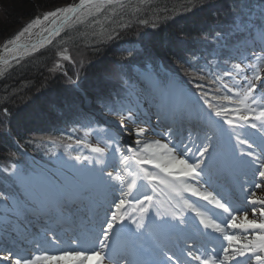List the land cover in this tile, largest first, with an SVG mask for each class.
<instances>
[{
	"label": "trees",
	"instance_id": "1",
	"mask_svg": "<svg viewBox=\"0 0 264 264\" xmlns=\"http://www.w3.org/2000/svg\"><path fill=\"white\" fill-rule=\"evenodd\" d=\"M69 1L3 4L0 38L33 16L36 7ZM99 13L103 21L90 33L80 36L77 29L66 41L60 35L0 72V193L5 196L25 192L12 174L13 164L24 172L34 170L31 159L56 167L54 158L69 154L68 145L84 128L103 127L93 113L117 111L136 70L150 72L169 93L177 86L201 104L207 93L211 103L227 107L228 101L214 99L223 96L220 82L211 81L233 69L236 55L251 54L254 41L264 42V0H126Z\"/></svg>",
	"mask_w": 264,
	"mask_h": 264
},
{
	"label": "snow or ice",
	"instance_id": "2",
	"mask_svg": "<svg viewBox=\"0 0 264 264\" xmlns=\"http://www.w3.org/2000/svg\"><path fill=\"white\" fill-rule=\"evenodd\" d=\"M84 2L85 0H81V5ZM106 2L111 4L114 0H106ZM97 9L99 10L98 6ZM73 11L75 9L71 7L58 9L56 12L45 14L43 19L48 20L49 17H57L58 13L67 14ZM40 23L39 19L33 20L11 43L15 44L24 32ZM260 38L264 40V26ZM14 50L7 49L10 52ZM261 51L264 52V48ZM62 58L69 59L67 55H63ZM257 60H264V57L257 56ZM247 68L252 71L251 76L245 74V68L240 63L233 65L234 72L241 75L246 82L242 87L233 88L223 83L220 76L211 81L213 83L221 81L223 87L232 93V95L216 96L214 99L228 101L236 105L235 107L217 106L209 101L207 93H202L201 99L211 110V114L221 118L232 130L221 152L218 174L225 177L235 171H241L245 175L258 174L262 182L256 183L254 187L260 189L264 185V104L260 103V98L255 92L257 83L264 86V65H248ZM224 75L233 77V72H225ZM109 110L118 116L120 128L130 132L129 122L135 123L132 110ZM125 111L127 115L124 114ZM192 111L195 113V119L203 118L202 111H196L194 108ZM162 115L167 119L165 113ZM157 119L159 121L160 116ZM206 124L203 141L196 148L198 156L194 158L191 157L193 152L191 147L187 145L181 147L170 138L163 141L159 138L147 139L149 130L144 127H137L135 130L137 139L134 148L129 147L125 150L119 146V141L111 137H109L111 143L106 142L104 147L88 145L90 152L96 154L98 158L104 157L109 149L119 154L120 170L113 174V172L105 173L102 169L97 177L105 191L114 193L118 190L119 199L108 201L105 198L100 202L92 198L90 189H82L78 195L81 197L80 203L85 211L79 217V225H76V220L72 219L76 216L75 213L68 211L66 217L71 224L82 229L72 241L74 247L62 250L58 255L44 253L21 255L18 258L5 255L2 259L11 261V264H87L89 261H94L95 264H192V262L229 264L230 261H236L237 257L249 254V261L255 260L256 264H264V198H255L257 193L249 189L251 197L247 199V203L252 205L251 216L254 217L250 219L249 210L234 207L226 193L218 188L209 190L213 186V165L210 162L217 159L213 140L223 139L225 132L212 120L211 115L207 116ZM238 128H250L253 131L250 134L238 133L236 132ZM172 131L173 129L168 127L164 135L171 137ZM233 136L235 143L231 142ZM72 158L76 161L93 162L90 156L76 155ZM99 162L100 159H97L96 163ZM148 166H151V170ZM109 181L117 183L119 189L113 187ZM157 185L165 186L180 208L179 212L175 207L162 212L157 206L159 201L153 202V195L148 194V188L155 193ZM134 192L137 195L134 196ZM185 193L206 201L213 209H219L227 215L218 219L214 211L202 210L197 204L186 199ZM141 195L142 199L139 198ZM130 197L137 206L134 212H129L125 207L131 206ZM5 199L7 197L0 193V200ZM257 205L261 206L258 213ZM153 208L156 209L155 219L151 216ZM184 210L194 213L203 229H211L223 236L227 241V247L223 248L222 256L197 254L193 251L195 244L188 243L187 239L183 247L172 243L173 230L183 231V229H178V225L170 223L168 218L186 227L188 220L183 215ZM257 215L260 219L255 218ZM61 216H64V210ZM226 229H238L241 230V234L237 236ZM45 236L46 242L58 243L57 236L51 229L47 230ZM89 244L90 248L87 247ZM39 247L40 244L37 243V248Z\"/></svg>",
	"mask_w": 264,
	"mask_h": 264
},
{
	"label": "rangeland",
	"instance_id": "3",
	"mask_svg": "<svg viewBox=\"0 0 264 264\" xmlns=\"http://www.w3.org/2000/svg\"><path fill=\"white\" fill-rule=\"evenodd\" d=\"M12 1L13 0H0V21H2V18L4 17L3 8L8 4L10 5ZM31 1L34 2V0ZM75 1L76 0H70L69 3L56 4L44 9L36 7L33 16L24 18L21 20L19 25L2 31L5 35L3 38H0V50L6 49L12 45L13 43H11V41L15 40L16 36L23 31L29 23L33 20L39 19L41 23L39 25H34L27 32H24V34L20 36L19 40H16V42L33 37L42 28L49 26L56 18L49 17L48 20H44L43 17L45 14L49 12H56L58 9L69 8ZM123 1L126 0L114 1L111 4H119ZM108 4L109 3L106 1H97L82 7L69 19L54 39L61 35V39L66 41L72 31L79 29L78 35L81 36L87 34L88 32L90 33L93 27L98 28L100 26L99 23L103 21V16L99 12H101L105 5ZM97 6L99 10L97 9ZM60 14L61 13H58L57 17ZM5 31L8 32L5 33ZM96 33L100 34V31ZM262 48H264V42L258 43L254 41L251 47L253 50L251 54L243 53L241 55H236L239 58H233V60L236 61L235 64L240 63L242 67L245 68V74L247 76L252 75V71L247 68L248 65H264V60H257V56L264 57V52L261 51ZM6 65L0 66V72ZM230 71L233 72V77L225 75L218 76L222 78L223 83H227L233 88L242 87L246 82L242 79L241 75L236 74L233 69ZM219 82L222 94L232 95V93H229L228 90L223 87L221 81ZM157 83L158 82H156L155 77L150 72L136 70L135 83L131 87L133 90L131 89L132 92H129L126 95L123 100V105L118 106L117 111L121 109H131L135 123L129 122L128 125H130V128L134 130H136L137 127H144L148 129L147 139L159 138L163 141L170 138L175 144L181 147L187 145L193 149L191 154V157L193 158L198 156L196 148L203 141L204 130L207 127L206 118L208 115H211L212 120H214L224 130L225 136L223 139L213 140V143L216 145L217 159L214 162H210L213 165L212 172L215 176L213 177V186L210 187L209 190L218 188L219 184H223L222 187H224V189H218L224 193H227V191L230 190L231 192L226 194L227 196L230 195L233 190L232 179L229 175L225 177L224 175L218 174V170L220 167L222 149L228 140V134H230L232 130L228 128L227 124H224L221 118L215 117L214 114H211L206 105L189 99L185 95L184 91L179 87L176 86L173 88L172 92L169 93L166 88L158 89L159 85H157ZM255 95L260 98V103L264 104V86L257 83ZM233 98L235 99V97ZM225 105L228 108L236 106L234 104H230L229 102ZM253 107H255V105H253ZM193 108L196 111H202V119H195V113L192 111ZM159 112L167 115V119L163 122L164 125L162 126L158 125L162 120L160 119V123L157 121ZM98 113L103 119L100 116H97V120L101 123L102 121L104 122L102 123L103 127L97 128L96 126L91 125L84 128L83 135L80 139H76L74 144L72 143L68 145L70 151L69 154L61 155L57 153L58 158H54L56 167H52L39 160L31 159V165L34 170L24 172L17 164H13L12 174L16 178L18 184L24 188L25 192L22 197H17L16 195L6 196L7 199L2 200L3 202H1L0 262L4 261L2 257L5 255H11L13 258H18V256L21 255L31 256L44 253L48 255H58L62 250L74 247L72 241L77 234L74 235L73 233H68V226L65 224L66 218L63 220V224H60L61 222L57 221H59V217H61L62 210H64V213L67 215L68 211L77 215L82 214L85 209L81 205L80 201L73 203V200H71L68 196H76L82 189L88 188L90 189V193L96 191L95 196L92 197L95 200H99L102 197H105L108 201L119 199L120 192L118 190L114 193H109L103 189L97 180V177L100 175L102 169L105 173L113 172V174H116L120 170L119 154L114 153L112 149H109L104 157L98 158L96 154L90 152L88 145H99L104 147L106 142L111 143L109 137L119 141V146L125 150L129 147L134 148L135 143L127 145V143L124 142L123 133L125 131L120 128L117 115L114 113ZM124 114L127 115V111H125ZM156 123L158 124L155 125ZM168 127L173 129L171 137L164 135V133L167 132ZM252 131L253 130L250 128L236 129V132L238 133L250 134ZM231 142L235 143L234 136ZM76 155L90 156L93 158V162L89 163L83 160L76 161L72 158ZM97 159H100L99 163H96ZM148 167L151 170V166ZM241 173L243 176H240V180L244 184L246 190L242 193V195L239 191V193L235 192L233 195L228 197L234 204V207L248 209L250 212L249 218L251 219L252 206L249 205L248 207L246 200L251 197V191H255L257 193L256 198L261 197L260 195L264 192V185H262V188L256 189L254 185L256 183H261L262 178L258 175L252 176L251 173L247 175L243 172ZM109 183L114 185L115 182L109 181ZM96 187L100 188L102 191L96 190ZM249 189H251V191H249ZM57 192H61V195L58 196L60 207L57 208L59 210L55 208L56 206H54V203L50 201L51 197L56 195ZM100 194H102V196H99ZM148 194L153 195L154 203L159 201L157 206L162 212L170 207H175L178 212L180 211V208L176 205V201L171 198L170 193L164 185H157L155 193H152L151 189L148 188ZM133 195L135 196L137 194L134 192ZM79 198L81 200V197ZM139 198L142 199V195L139 196ZM185 198L197 204L202 210L208 209L214 211L218 219L227 215L219 209H213V207L207 204L206 201L200 200L198 197L192 196L189 193H185ZM129 199L132 201L131 197ZM105 207H107V205H105ZM125 207L129 212H134L137 206L134 201H132L130 207L128 205ZM155 210V208L151 210V216L153 219H155ZM101 215H103V212H101ZM183 215L188 220V225L186 227L184 225H179L178 221H172L170 217L168 218L170 223L178 225V229H183V231L173 230L171 233L172 243H175L178 247H183L185 240L187 239L188 243L195 244L193 251L197 254L210 253L213 252L214 249V253L223 254V248L227 247V241L223 239V236L220 233L214 232L211 229H203V227L199 224V219L190 211L184 210ZM257 219H260V217L257 216ZM76 225H79V223H76ZM47 229H55L54 232L56 233V236L57 233L61 231L65 237L61 238L57 236L58 243L56 244L46 242L45 234ZM73 230L75 232L76 229L73 228ZM230 233L239 236L241 234V230L240 232ZM189 237L190 239H188ZM48 239L50 240V237ZM37 243L40 244L39 248H37ZM87 247L90 248L91 245L89 244ZM253 261L254 260L249 261V254H246L244 257H240L237 260L239 264H256V262ZM4 262H6L5 264H11V261Z\"/></svg>",
	"mask_w": 264,
	"mask_h": 264
},
{
	"label": "bare ground",
	"instance_id": "4",
	"mask_svg": "<svg viewBox=\"0 0 264 264\" xmlns=\"http://www.w3.org/2000/svg\"><path fill=\"white\" fill-rule=\"evenodd\" d=\"M89 1H91L92 3H94V2H97V1H102V0H89ZM103 1H106V0H103ZM114 1H118V0H114ZM80 2V0H76L75 2H74V4L73 5H75V4H78ZM72 5V6H73ZM71 18V12H69V13H67V14H65V13H61L58 17H56L53 21H55V23H53V21L50 23V25L49 26H47L44 30H42V31H39V32H37L36 34H35V38L36 37H38V40H41V42L38 44V45H36V46H34V47H32V48H29V49H27V53H30V52H32L33 50H36V49H38V48H40V47H43L44 45H46L50 40H52L53 38H55L56 37V35L61 31V29L64 27V25L69 21V19ZM33 37H31V38H27V39H23V40H21L20 41V45H19V47H16L15 48V50L11 53L10 51H7V50H5V49H1L0 50V61L1 60H3L4 58H7V57H9L10 55H12L13 53H16V52H22L23 50H25L24 48H25V46L28 44V42L32 39ZM24 47V48H23ZM42 49V48H41ZM34 53H36V52H34ZM34 53H32V54H34ZM31 55V54H30ZM29 56V55H28ZM144 108V107H143ZM142 108V109H143ZM161 114V115H160ZM158 116H160V119L162 120L161 121V123H160V120H159V123L160 124H158V123H156L155 125H164V121H166V119L164 118V115H162V112L160 113H158ZM158 121V120H157ZM177 125H179V124H177ZM128 127L130 128V125H128ZM131 129V131L129 132V131H125L123 134V138H124V142L125 143H127V145H132V144H134L135 143V141H136V139H137V137H136V135H135V130L134 129H132V128H130ZM216 175H218V174H216ZM256 175H258V174H256ZM215 175H213V177H214ZM218 176H220V175H218ZM240 176H243L242 175V173L240 172V171H235L233 174H231V175H229V177L232 179L231 181L233 182L232 183V187H233V190H232V193L230 194V195H233L235 192L236 193H239V191L241 192V195H242V193L246 190V188L244 187V184L242 183V181L240 180ZM253 176V175H252ZM259 176V175H258ZM221 177V176H220ZM223 186V184H219L218 185V188L219 189H221V190H223L224 189V187H222ZM113 187H115L116 189L117 188H119V185L117 184V183H114V185H113ZM78 188V187H77ZM97 188V187H96ZM77 190H79V189H77ZM96 190H99V191H102L100 188H97ZM228 192H231L230 190H228L227 191V193ZM226 193V194H227ZM95 194H96V191L95 192H91V196L92 197H94L95 196ZM59 195H61V192H57L56 193V195H54L53 197H51V199H50V201L51 202H53L54 203V206H56L55 208H59L60 206V202H59V198H58V196ZM230 195H228V196H230ZM99 196H102V194H100ZM261 197H258V198H264V192H263V194H261L260 195ZM71 200H73V201H75V203L76 202H78V201H80V196L79 195H76V196H68ZM256 198V197H255ZM95 200V199H94ZM97 200V199H96ZM105 200V197L103 198H101V199H99V200H97V201H100V202H103ZM247 201V200H246ZM247 205H248V207H249V205L250 204H248L247 203ZM250 206H252V205H250ZM259 207H261L260 205H257V210L259 211ZM57 208V209H58ZM59 210V209H58ZM57 210V211H58ZM257 211V212H258ZM84 213V212H83ZM82 213V214H83ZM82 214H77L76 216L77 217H73L72 219H75L76 220V223H79V217L82 215ZM89 215H90V213H88ZM64 215L65 216H61V217H59V221H57V222H61L60 224H63V220L67 217V214H65L64 213ZM258 216V215H257ZM252 218H254V217H252ZM255 218H257V217H255ZM54 222H56L55 220H53ZM65 224L68 226V233H73L74 235L75 234H79L80 233V231H82V230H80L79 228H78V230H77V227L76 226H74L73 224H71L70 223V221H69V219H66V221H65ZM46 226V225H45ZM55 226H57V225H55ZM130 226V225H129ZM131 227V226H130ZM73 228H75L76 230H77V233H76V230H75V232H74V230H73ZM227 231H229V232H240V230H238V229H226ZM57 235L59 236V237H65L64 235H63V233L60 231V232H58L57 233ZM64 241V240H63ZM204 255H216V256H222L223 254L222 253H214V252H210V253H204ZM238 258H240V257H237V260H238ZM242 258V257H241ZM237 260L236 261H230L229 262V264H236L237 263ZM253 262H255V260L253 261ZM6 262H4V261H1L0 262V264H5ZM87 264H95V262L94 261H89V262H87ZM192 264H199V262H192Z\"/></svg>",
	"mask_w": 264,
	"mask_h": 264
},
{
	"label": "water",
	"instance_id": "5",
	"mask_svg": "<svg viewBox=\"0 0 264 264\" xmlns=\"http://www.w3.org/2000/svg\"><path fill=\"white\" fill-rule=\"evenodd\" d=\"M90 3H92V2L89 1V0H85L84 4L81 5V0H80V2H79L78 4H75V5L71 6V8L75 9V11L71 12V17H72L75 13H77L82 7H84V6H86V5L90 4ZM45 28H46V27L42 28L40 31L44 30ZM53 39H54V38H53ZM53 39H52V40H53ZM52 40H50V41H49L46 45H44L43 47L49 45V44L52 42ZM40 42H41V40H38V37L35 38V35H34L33 38H32V39L28 42V44L25 46V48L23 47L25 50H23L22 52L20 51V52L13 53V54L10 55L9 57L4 58L3 60L0 61V66H4V65H6V64H8V63H10V62H12V61H14V60H18V59L24 58V57H26V56H28V55L34 53V52H37L38 50H40V49L43 48V47H40V48H38V49H36V50H33V51L30 52V53H27V52H28L27 49L32 48V47L38 45ZM19 45H20V41H19V42H16L15 44L10 45V46H9L8 48H6L5 50H7V49H15V48H16L17 46H19ZM12 52H13V51H11V53H12Z\"/></svg>",
	"mask_w": 264,
	"mask_h": 264
}]
</instances>
